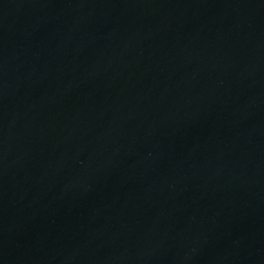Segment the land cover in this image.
<instances>
[{"label":"water","instance_id":"95a60500","mask_svg":"<svg viewBox=\"0 0 264 264\" xmlns=\"http://www.w3.org/2000/svg\"><path fill=\"white\" fill-rule=\"evenodd\" d=\"M0 264H264V0H0Z\"/></svg>","mask_w":264,"mask_h":264}]
</instances>
